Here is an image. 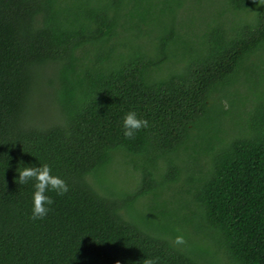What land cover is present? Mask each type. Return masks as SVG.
I'll return each mask as SVG.
<instances>
[{
	"label": "trees",
	"instance_id": "16d2710c",
	"mask_svg": "<svg viewBox=\"0 0 264 264\" xmlns=\"http://www.w3.org/2000/svg\"><path fill=\"white\" fill-rule=\"evenodd\" d=\"M39 162L68 191L33 219ZM117 260L264 264L254 0H0V264Z\"/></svg>",
	"mask_w": 264,
	"mask_h": 264
},
{
	"label": "clouds",
	"instance_id": "9594fccd",
	"mask_svg": "<svg viewBox=\"0 0 264 264\" xmlns=\"http://www.w3.org/2000/svg\"><path fill=\"white\" fill-rule=\"evenodd\" d=\"M254 2L257 7L264 6V0H254ZM147 126V119L138 116L135 110H129L123 116L122 129L125 137H132L136 130ZM16 171L18 173V176L14 177L16 182L24 184L28 179L33 180L30 213L33 219L43 218L49 212V206L53 203L52 197L48 195L49 191L54 190L57 195H62L68 191L65 180L60 175L53 174L48 163L39 162L38 165L23 163V166H18ZM175 242L182 243L183 237L177 236ZM116 264H121V262L117 260ZM145 264H151V261H145Z\"/></svg>",
	"mask_w": 264,
	"mask_h": 264
}]
</instances>
